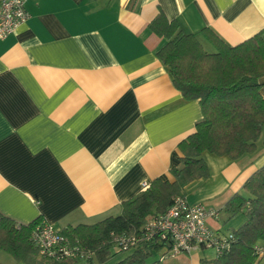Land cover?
I'll return each instance as SVG.
<instances>
[{
	"label": "crops",
	"instance_id": "0c3cea01",
	"mask_svg": "<svg viewBox=\"0 0 264 264\" xmlns=\"http://www.w3.org/2000/svg\"><path fill=\"white\" fill-rule=\"evenodd\" d=\"M25 8L28 18L0 39V213L59 230L118 214L143 182L172 181L177 144L203 117L156 57L165 40L148 24L159 10L207 51L203 28L228 45L264 30V0H25ZM262 140L264 131L238 159L203 152L209 174L184 193L218 212L207 219L213 229L244 222L223 206L264 165ZM206 250L159 264H200L215 256ZM0 263L25 264L1 250Z\"/></svg>",
	"mask_w": 264,
	"mask_h": 264
},
{
	"label": "trees",
	"instance_id": "16d2710c",
	"mask_svg": "<svg viewBox=\"0 0 264 264\" xmlns=\"http://www.w3.org/2000/svg\"><path fill=\"white\" fill-rule=\"evenodd\" d=\"M148 27L165 40L156 57L167 67L172 85L185 99L198 100L203 115L195 130L177 144L181 155L179 164L169 170L173 180L153 178L145 190L121 202L118 214L59 230L71 245L86 251L82 258L44 260L30 239L42 218L24 224L0 213V250L15 260L25 264H159L167 246L155 239L145 240V225L168 208L175 196L185 195L186 184L208 176L203 152L238 159L255 151L264 131L259 81L264 76V30L228 45L203 28L200 33L214 47L207 51L195 33L182 31L177 21L169 20L161 10ZM242 191L234 193L223 210L229 216L243 213L244 222L231 229L232 239L223 252L201 257L200 264H258L254 246L264 244V165L244 181ZM127 236L138 240L121 248L117 239Z\"/></svg>",
	"mask_w": 264,
	"mask_h": 264
},
{
	"label": "built area",
	"instance_id": "2783aa9c",
	"mask_svg": "<svg viewBox=\"0 0 264 264\" xmlns=\"http://www.w3.org/2000/svg\"><path fill=\"white\" fill-rule=\"evenodd\" d=\"M29 14L25 0H0V39L14 33ZM148 183L143 182L141 190ZM218 212L202 203H189L185 195H177L163 212L150 218L145 225L144 239L164 242V253L159 260L178 253H189L202 248L213 251V255L223 252L232 239L231 230L220 232L207 224L209 217L216 218ZM30 239L37 248L38 255L46 261L59 262L69 257H84L86 251L70 244L59 229L41 219L32 229ZM137 237L127 236L117 239L121 248L133 245ZM254 252L258 259H264V244H256Z\"/></svg>",
	"mask_w": 264,
	"mask_h": 264
},
{
	"label": "rangeland",
	"instance_id": "374dc122",
	"mask_svg": "<svg viewBox=\"0 0 264 264\" xmlns=\"http://www.w3.org/2000/svg\"><path fill=\"white\" fill-rule=\"evenodd\" d=\"M1 251H2V253L7 254V253H6L5 251H3V250H1ZM206 251L209 252L210 254H212V252H213L212 250H208V249H207ZM8 255H9V254H8ZM154 256H155V255H154ZM154 256H153V257H154ZM153 257H151V259H152ZM151 259L148 261V263L151 261Z\"/></svg>",
	"mask_w": 264,
	"mask_h": 264
}]
</instances>
